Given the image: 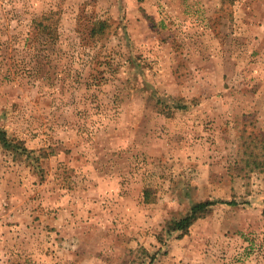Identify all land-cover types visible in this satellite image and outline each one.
Here are the masks:
<instances>
[{
  "label": "rangeland",
  "instance_id": "obj_1",
  "mask_svg": "<svg viewBox=\"0 0 264 264\" xmlns=\"http://www.w3.org/2000/svg\"><path fill=\"white\" fill-rule=\"evenodd\" d=\"M0 132V264H264V0H0Z\"/></svg>",
  "mask_w": 264,
  "mask_h": 264
},
{
  "label": "trees",
  "instance_id": "obj_2",
  "mask_svg": "<svg viewBox=\"0 0 264 264\" xmlns=\"http://www.w3.org/2000/svg\"><path fill=\"white\" fill-rule=\"evenodd\" d=\"M95 26H98V30H103L105 27V24L103 22H97ZM43 32L47 34H51V30L49 29V27H43ZM96 32V28L93 27L91 30L92 34H95ZM0 139L6 144V138L4 136L3 132H0ZM226 205H234L235 202L234 201H230V202H226L224 203ZM212 205H214V203L210 202V201H205V202H199L196 203L194 205L191 206L190 210H189V214L183 218H181L178 221H175L173 223H171L168 226V230L169 231H180L181 233H186L188 228L197 220V219H201L203 217L206 216L209 207H211Z\"/></svg>",
  "mask_w": 264,
  "mask_h": 264
}]
</instances>
